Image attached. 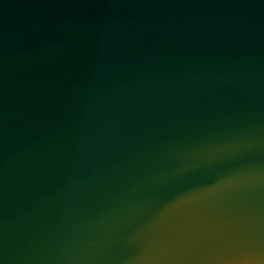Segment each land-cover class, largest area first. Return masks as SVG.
<instances>
[{"label": "water", "instance_id": "1", "mask_svg": "<svg viewBox=\"0 0 264 264\" xmlns=\"http://www.w3.org/2000/svg\"><path fill=\"white\" fill-rule=\"evenodd\" d=\"M0 264H264V0H0Z\"/></svg>", "mask_w": 264, "mask_h": 264}]
</instances>
